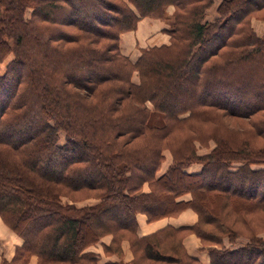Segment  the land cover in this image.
Masks as SVG:
<instances>
[{
    "label": "trees",
    "instance_id": "16d2710c",
    "mask_svg": "<svg viewBox=\"0 0 264 264\" xmlns=\"http://www.w3.org/2000/svg\"><path fill=\"white\" fill-rule=\"evenodd\" d=\"M212 2L0 0V61L14 49L0 75V215L24 240L19 258L100 264L88 249L111 234L115 247L122 239L132 243L134 264H187L186 258L203 264L177 238L185 231L211 242L204 245L211 264H264V238L246 220L230 225L222 219L237 210L264 214V159L246 140L240 151L232 138V150L224 140L201 153L195 140L202 135L192 139L188 132L183 143L170 146L172 161L160 172L170 130L164 125L153 133L149 120L157 109L184 125L206 117V106L231 116L264 108V38L241 26L264 0H222L218 16L208 20ZM143 17L173 19L171 35L188 40L181 47L144 48L132 60L122 51L121 36ZM228 45L241 50L207 64ZM126 99L143 105L120 120L105 114L111 109L106 105L119 107ZM111 128H117L115 137ZM134 141L141 145L129 148ZM194 163L200 171L187 170ZM65 188L97 191L99 200L65 203ZM187 194L190 199H183ZM186 208L199 214L195 224L138 234L139 213L155 220ZM104 249L115 251L112 244Z\"/></svg>",
    "mask_w": 264,
    "mask_h": 264
},
{
    "label": "rangeland",
    "instance_id": "374dc122",
    "mask_svg": "<svg viewBox=\"0 0 264 264\" xmlns=\"http://www.w3.org/2000/svg\"><path fill=\"white\" fill-rule=\"evenodd\" d=\"M222 0H213L211 6L207 10V19L208 20H213L216 16H218V6ZM172 6V5H171ZM255 8L253 11L248 13L247 17L243 20L242 22V28L245 29V31L250 30L251 28L254 29L260 36L264 38V4L260 6L259 8ZM252 8V9H253ZM33 9H28L26 11V16L29 18L32 15ZM171 12V13H170ZM169 12V16H173L176 12V7L172 6ZM155 19H150L143 17L140 20L139 26L137 30H130L128 31L129 33H125L122 36L121 39V47L122 51L127 55L131 56L133 59H137L140 56V49L141 47L147 46L148 45V40L149 38L157 33V31H162L163 28L169 30L171 28V24L173 22V19H165V18H156L152 17ZM169 34H162V38L156 41L157 43H164L162 46L166 45H172L173 43L178 45V47H181V45L185 44L186 39L184 36H176L177 39L171 35L169 31H167ZM185 35V34H184ZM240 35V34H239ZM239 35L237 36L239 38ZM243 33L241 37H243ZM160 38V37H159ZM33 41V40H32ZM29 43L31 42V39L28 41ZM237 51L241 50L240 48H235L233 46H226L223 48L220 53L216 56L213 57V59L209 62H207L208 65L214 64V62H221L224 60V58L231 52V51ZM142 51V50H141ZM14 55V49L2 60L0 61V75L4 74L6 71V66L8 63L11 61ZM133 80L134 81H139L140 76L137 70L133 73ZM100 91L97 96H99ZM100 105L101 102L99 103ZM110 104V103H108ZM119 105V104H118ZM117 105V106H118ZM135 106H142L143 104L139 103L138 100H130L126 99L124 102L119 106H112V105H102V106H110L111 109H106L105 114L110 115L115 117L117 120H120L122 115H125L129 110H135ZM148 105L150 108H153V104L148 102ZM117 107V108H115ZM208 110V117H201V118H196V119H191L184 125H176L172 122V120L163 112L160 110H155L150 113L149 120L150 122L155 126V130L153 133H157V128L167 125L165 127L169 128V136H166L162 142L168 143L169 146H167V151L165 152L166 156L168 155V158L171 159L172 157V152L170 149V146L174 145H179L180 143H183L184 139L187 138L186 134L188 132H191L192 134V139H194V135L196 136H201L200 140H195V146H197L198 150L201 153H207L210 150L214 149L219 143L222 144V142L225 140L228 144L229 147L232 150V146L230 145V142L227 138H232L235 141L236 144H238L239 148L242 150H246L245 146L242 147L241 142L243 140H246L248 143L249 148H252L253 150H256L255 152L258 153L259 155H256L257 158L259 159H264V156L262 155L263 150H264V131H260V128L264 127V108L259 109L257 112L252 113L247 116H231L225 110L222 109H215L211 107H203ZM83 112V111H82ZM84 113V112H83ZM215 117V119L211 122V117ZM208 119V120H206ZM112 130L110 131L111 136L113 135L115 137L117 128H111ZM211 135V138L208 136ZM128 138V137H127ZM122 138L119 139L120 142H125L127 140ZM65 140V133L61 132L60 133V143H64ZM179 143V144H178ZM140 141H134L129 148H135V146H139ZM235 148V147H234ZM233 148V149H234ZM167 158V159H168ZM164 166L167 164L166 161L164 162ZM259 167L261 165H258ZM202 166L198 163H194L191 166L187 168L188 171H200ZM145 190H150V186L148 184L145 185L144 187ZM65 192V193H64ZM63 202L65 203H72L77 206H85V205H90L93 203H96L99 198L97 197L98 192L93 191V190H76L72 191L69 189H66L63 191ZM188 195V194H187ZM190 195V194H189ZM194 210L193 208H190ZM229 209V208H228ZM185 210V209H184ZM195 211V210H194ZM182 212V211H181ZM180 212V213H181ZM197 213V211H195ZM180 213L173 215V216H165L161 217L155 220H149L147 217V220L149 222L157 221L159 219L163 218H168V217H178ZM140 214H145V213H140ZM228 214V213H227ZM198 219H199V214ZM229 215V214H228ZM1 216V215H0ZM3 219V217L1 216ZM224 221L227 222V224L231 225V222L234 219L238 220H246L247 224L250 225L249 227H253L255 232L259 234V236H262L264 238V214H261V212H247L245 210H237V212L231 216L227 217H222ZM4 221V219H3ZM5 222V221H4ZM237 222V220H236ZM5 224L12 230L14 231L10 225H8L6 222ZM242 231L246 225H243L242 223H237ZM210 226V225H209ZM235 226V225H234ZM168 227V226H167ZM211 227V226H210ZM166 228V227H165ZM164 228V229H165ZM163 230V229H161ZM159 230V231H161ZM164 231V230H163ZM16 232V231H14ZM17 233V232H16ZM195 233V232H192ZM242 233H251V231H243ZM18 234V233H17ZM197 236L198 234L195 233ZM252 234V233H251ZM187 235L185 231H181V234L177 235V238H181L183 242V238ZM249 235V234H248ZM109 237V244L113 245V249H115L114 253L116 250H121L123 242L128 241V243L131 246V242L129 240H124L122 239L120 241V246L115 247V242H114V236L111 234L105 235L103 237L107 238ZM199 237V236H198ZM201 239V237H199ZM201 243L206 246L211 245V242L206 241L203 242L201 239ZM184 244V242H183ZM185 247V246H184ZM132 248V246H131ZM19 249H17V256H18ZM104 252L106 255L110 256L113 251L111 250H106L104 249ZM116 254V253H115ZM31 255H26L24 257H17L15 260V264H28L29 258ZM186 257V256H183ZM16 258V257H15ZM39 264H41L40 259H38ZM187 264H195L194 262H190L189 260H185ZM3 263V261H2ZM1 263V264H2Z\"/></svg>",
    "mask_w": 264,
    "mask_h": 264
},
{
    "label": "crops",
    "instance_id": "0c3cea01",
    "mask_svg": "<svg viewBox=\"0 0 264 264\" xmlns=\"http://www.w3.org/2000/svg\"><path fill=\"white\" fill-rule=\"evenodd\" d=\"M171 7L172 6H169L168 13L170 12ZM146 18L155 19L152 17H146ZM139 23H138V26H139ZM137 28L135 30H137ZM167 31L169 30L163 28L162 31H157V33L152 35L148 40V45L141 47L140 55H141V50L144 48L162 46V44L164 43H157L156 41L162 38V34H169ZM125 33H129V32L127 31ZM122 36H121V39H122ZM131 59L134 61L137 60L133 58ZM167 158H168V155L166 156V159H165L167 164L164 166L165 163H163L160 172H164L170 165L172 158L171 159L169 158L167 159ZM195 172H198V171H195ZM190 197L191 196L188 194V195L183 196V199L188 200L190 199ZM197 220H198L197 213L190 208H186L185 210H183L178 217H168V218L159 219L153 222H149L147 220L146 214L139 213L137 215V221L139 225L138 234L140 236L150 235L155 232H158L161 229H164L167 226L168 227L173 226L177 228L182 227V226H191L195 224ZM23 242H24L23 238L16 232L12 231L5 224V222L0 216V264L2 263V261H3L2 264L14 263L17 257L19 256V255L17 256V249L22 247ZM183 242L187 250V253L189 255L198 258L203 264H211V256L209 254V251L207 250V248L203 246V244L201 243V239L195 233H192V232L187 233V235H185V237L183 238ZM104 244L106 245L109 244V237L102 239L101 243L95 246H92L88 249V251L94 252L96 254L100 264H104L105 262H109V261L111 262L118 261V262H123L126 264H134L135 254L130 244L128 243V241L123 242L122 253L115 252L116 253L115 254L114 252H112L110 256L106 255V253L104 252ZM38 259L39 257L37 255L32 254L31 257L29 258L28 264H39Z\"/></svg>",
    "mask_w": 264,
    "mask_h": 264
}]
</instances>
